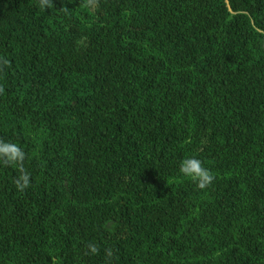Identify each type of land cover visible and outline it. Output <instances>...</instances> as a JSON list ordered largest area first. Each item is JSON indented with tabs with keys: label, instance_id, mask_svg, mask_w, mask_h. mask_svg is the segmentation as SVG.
<instances>
[{
	"label": "trees",
	"instance_id": "16d2710c",
	"mask_svg": "<svg viewBox=\"0 0 264 264\" xmlns=\"http://www.w3.org/2000/svg\"><path fill=\"white\" fill-rule=\"evenodd\" d=\"M37 3L0 0V264H264V0Z\"/></svg>",
	"mask_w": 264,
	"mask_h": 264
},
{
	"label": "clouds",
	"instance_id": "9594fccd",
	"mask_svg": "<svg viewBox=\"0 0 264 264\" xmlns=\"http://www.w3.org/2000/svg\"><path fill=\"white\" fill-rule=\"evenodd\" d=\"M37 7L41 11L53 9L54 0H38ZM65 10L67 7H63ZM10 61L0 57V73L9 65ZM26 153L23 148L10 140L0 139V164L12 166L19 170L16 177L15 187L23 192L31 184L30 173L24 170ZM179 175L181 178L191 181L199 190H206L214 180V174L203 166L202 161L196 156H187L179 162ZM90 254H96L98 248L94 243L88 245Z\"/></svg>",
	"mask_w": 264,
	"mask_h": 264
}]
</instances>
